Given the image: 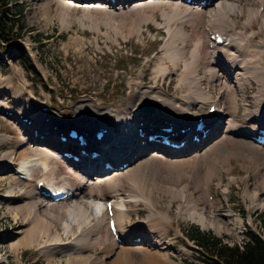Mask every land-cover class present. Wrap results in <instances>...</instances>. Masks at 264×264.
Wrapping results in <instances>:
<instances>
[{
  "label": "rangeland",
  "instance_id": "1",
  "mask_svg": "<svg viewBox=\"0 0 264 264\" xmlns=\"http://www.w3.org/2000/svg\"><path fill=\"white\" fill-rule=\"evenodd\" d=\"M43 1L46 0H10L13 15L9 18L14 22V32L18 34V37L12 43L0 44V103L2 104L0 106V137H8L7 142L0 141V264H65L64 261L69 253L107 262L108 258L102 248V246L106 247L104 230L101 232V238L104 239L98 245L95 244L96 232L90 233L86 241L88 248L84 250H73L68 247L48 255L43 248L25 247V230L31 226V223H25V198L28 192L34 190L38 180L44 178L45 172L40 167H32L29 172L30 178L23 180L15 173L21 172L15 164L22 160L21 152L24 150L31 148L36 152L44 151V146L36 142L30 145L23 142L24 137L28 138V133L25 131L26 124H21L17 116L23 105L19 96H23L22 99H26L33 110H38L40 105H44L51 107L50 112L53 114L56 115L63 110L61 112L66 116L70 115L71 109L81 102H93L99 109H115L122 112L132 107V103L137 98V92L141 88L146 89L150 86L162 87L165 93L179 96L180 88L176 84L177 80L173 73L165 75L164 78L153 76L155 63L159 57L164 56L163 46L166 39L164 21L160 12L145 8L144 13L153 14L159 26L152 22L141 24L138 34L129 35L134 25L125 18L122 19L123 14L116 13L117 11L99 12L93 8L90 9L89 2L70 0L71 10L64 15L60 10H55L56 5L50 2V10L46 18L39 13L41 11H37L39 6L34 8L38 2ZM233 3L243 9V13L236 11L237 13L231 15L234 31L250 37L254 34L251 42L264 46L263 20L258 17L250 25L245 24L247 9H256L258 5L254 3V0H235ZM127 10L126 8L122 11ZM185 31L190 35V40L187 41V53L189 54L195 42L200 40L202 42L201 67L211 68L210 55L207 52L206 40L200 33V26L186 25ZM25 52L29 56L32 70L22 55ZM166 65L172 70L169 63ZM224 68L227 69V66ZM201 76L205 90L214 96L215 83L210 82L207 73H202ZM234 76L231 73V77ZM236 78L244 82L242 76L239 75ZM231 85L234 86L233 83ZM263 88L264 84H258L251 79L242 93L236 87L233 90L237 96L238 111L231 118L234 121L231 127L221 130L225 145L230 151L233 149L228 141L230 137L237 138L239 135L241 138L243 130L247 128L249 135L256 136V128L261 124V119L255 116L253 102L256 95L259 99H264ZM152 103L155 106L154 118H158L162 105L160 102ZM5 111L14 112V116H7L4 114ZM247 112L253 117L245 118L244 114ZM109 113L111 116L112 111L107 112ZM100 119L102 120L103 117ZM86 120L84 119V122ZM49 122L52 124V119ZM76 123L77 120L73 118L68 124L71 126ZM34 135L37 136V133ZM56 137L59 138V136ZM142 143V140L137 139L134 149L140 150ZM149 150L152 151L155 148ZM7 160H12L14 166L4 163ZM105 163L107 162L103 161L100 165L104 166ZM229 163V166L221 164L222 179L218 175L211 178L210 196L207 197L209 201L213 200L216 203L213 215L217 218V223L221 225L220 234L213 228H203L188 214L179 212L178 206L184 208L185 202L172 199L165 190L166 185L171 184V180L161 178L160 181L157 179L154 182L153 179H149L147 182L153 204L150 206L140 201L132 205L137 215L133 213L124 227L132 234L133 227L145 224L152 214L156 217L164 214L167 218L160 219L159 222H153L151 218V226L154 228L150 229L148 223L147 227L142 226L138 233H133V241L142 236L156 239L158 245L153 248L156 250L163 248V254L172 264H205L199 245L191 237V227H198L202 233L210 234L228 246L243 245L249 241L250 234L264 240V206H261L264 204V187L255 185L254 163L249 160L244 163V160L235 157H232ZM49 168L54 172L53 180L55 179L56 184L64 180L75 192L80 193L87 181L86 176L79 169L59 159L51 158ZM261 171H264V168H261ZM191 172L192 169H187V175ZM161 173L165 176L166 168L162 169ZM95 177H91L90 180L93 187L98 180ZM181 182L182 185L187 186L190 184V178L183 177ZM123 187L128 189L127 184ZM189 188L197 194V190H194L192 186ZM127 193L131 194L130 188ZM253 193L257 196L252 197ZM74 200H78L77 195ZM56 206L58 209H64L66 205ZM198 208H201V202ZM42 220L53 227L50 229L51 234L56 230L62 240H65L56 219L43 218ZM92 223H95L94 219ZM66 239L68 240L64 242L69 245L71 237ZM43 241L45 246L52 245L47 241L46 236L39 240L40 243ZM92 244L93 246L89 247ZM131 245L136 244L131 243ZM143 246L150 248L148 243H144ZM143 259L141 264H147L148 261Z\"/></svg>",
  "mask_w": 264,
  "mask_h": 264
},
{
  "label": "bare ground",
  "instance_id": "2",
  "mask_svg": "<svg viewBox=\"0 0 264 264\" xmlns=\"http://www.w3.org/2000/svg\"><path fill=\"white\" fill-rule=\"evenodd\" d=\"M201 1L206 3L203 5ZM50 2H53L56 5L55 10H60L63 15L70 12L72 7L70 0H46L38 2L34 8L39 6L37 11H41L39 13L48 18ZM75 2H89L90 9L93 8L95 11L109 13L107 10H114V12L117 11L116 13L123 14L122 19L125 18L126 21L131 22V25H134L130 29L129 35L138 34L141 24L152 22L159 26L153 14L144 13L145 8L160 12L164 21L163 28L166 31V39L163 46L164 56L159 57L155 63L153 76L154 78H164L165 75L173 73L177 80L176 84L180 88V95H170L165 93L162 87L150 86L146 89L141 88L137 92V98L132 103V107L122 112L115 109H99L93 102L78 103L76 107L71 109L68 116L63 115L61 112L63 110H60L56 115L67 123H71L73 118L77 120L76 125L73 124L70 128H78L87 134L88 145L86 149H96L100 153L98 159L81 157L77 167L86 176L87 181L80 193L70 189L64 180L56 184L55 179L53 180L54 172L49 168V160L55 158L52 148L80 149L77 142L68 140V142L63 143L57 140L56 136L59 132L52 129L50 122H45L51 119L53 121L56 116L55 113H41L39 110L41 105L38 110H33L29 102L26 99V101L23 100V96H19L23 105H21L18 115L22 114L24 115L23 118L28 117L30 120L29 126L24 125L28 138L24 137L23 142L26 145L35 142L41 143L44 146V151L37 150L38 152H36V150L28 148L21 152L22 160L15 165L21 170L20 173L24 172L28 178H30L29 172L32 167L42 168L45 175L39 181L54 189H66L71 194L70 199L54 202L44 197L41 194L42 190H39L37 185L34 190L27 193L24 206L25 223H31V226L25 230V247L43 248L48 255H53L55 251H61V248L66 249L68 247L69 249L73 248V250H84L88 248L87 236L95 231L96 234L94 235L97 236L95 244L98 245L105 238L106 247L102 246V248H104L103 253H105L108 261L93 260L92 257L87 258V256L80 254L69 253L64 261L65 264H88L89 262L91 264L94 262L96 264H141L142 258L148 261L147 264H163L161 259L166 258L163 251L151 247L158 245L156 239H151L150 236H142L140 242L143 243L140 246L137 242H133L131 233L124 227L133 213L137 215V211L134 212L132 205L138 204L140 201L143 204H153L150 196L151 190L147 187L149 179H153L155 182L157 179L160 181L161 178L162 180L169 178L171 184L165 187L167 194L172 199L185 202L184 208L178 206L179 212L188 214L190 218L197 221L205 229L213 228L218 234L222 230L221 225L217 223V218L213 215L216 203L213 200L209 201L207 197L210 195L208 193L210 192L211 178L218 175L222 179L221 164L229 166V160L232 157L241 158L244 163L249 160L254 163L256 187H264V171H261V168H264V145L253 141L247 128V130H243L241 138L239 135L237 138L235 136L230 137L228 141L233 146L232 151H230L225 145L221 132L223 128L231 127L234 122L231 118L238 111L237 96L233 91L235 87L242 93L251 79L258 84H264V46L255 45L251 42L254 34L250 37L234 31L231 15L236 11L243 13V9L233 3L235 0L231 2L228 0H192L191 3H187L185 0H118L115 3L106 0H76ZM254 3L258 7L247 9L248 13L245 17V24L247 25H250L258 17L264 22V0H254ZM120 8H127L128 10L122 11L123 9ZM261 8L262 12H260ZM195 24L200 26V33L206 40L207 52L210 55L211 68L209 69L201 67L200 49L202 42L200 40L195 42L194 48L189 54L186 51L190 35L185 31V26H194ZM209 33L210 35L222 34L225 42L221 46L210 47ZM166 63L172 66V70ZM224 66H227V69ZM201 71L203 74L209 75L211 83H215L216 94L214 96L205 90ZM231 73L235 76L231 77ZM239 75L244 78L243 83L236 78ZM233 79L234 81H232ZM232 83L234 86L231 85ZM256 96L253 102L254 113L262 120L264 117V99H259ZM143 101L161 103L162 111L157 115L158 118L146 115L149 117L148 120L144 116L145 114L138 111V104ZM212 105L216 107L213 117L208 113ZM109 111H112L111 116L110 113L107 114ZM200 116H203V121L206 124L205 129H208L209 132L206 138L195 143L191 136L198 133L194 127L197 118ZM244 116L245 118L253 117L248 112ZM100 117L103 119L101 120ZM84 119H87L86 122ZM159 121L161 123L167 121L173 123L174 126L188 128L189 130L184 134L178 133L174 129L173 132L177 133L172 137V139L180 141L186 140L187 146L184 149H172L158 143H146L144 146L145 139H141L137 134L140 122H143L142 129L147 133L150 125H156ZM99 128H106L108 134L104 136L102 141L96 142L93 141L90 133ZM34 132L37 133V136L34 135ZM163 135L170 136V133ZM7 139V136L0 137L1 142H7ZM137 139L143 140L141 149L138 151L134 149ZM152 146L155 147V150L150 151ZM29 153L32 155L28 156ZM103 161L112 162L117 169L114 171L104 169L100 165ZM4 163L14 166L12 160H7ZM243 167L245 166L243 165ZM164 168L167 171L165 176L161 173ZM187 169H192L191 174L187 175ZM95 176L98 180L93 187L90 180L91 177ZM187 176L190 178V184L182 185V178ZM125 184H127L128 189L123 187ZM190 186L197 190V194L189 188ZM129 188L131 194L127 193ZM75 195H77V201L74 200ZM256 196V193H253L252 197ZM104 199L107 201L103 202ZM108 201L113 204L111 210L116 223V235L121 240L119 242L108 229V215L105 207ZM200 202L201 208H198ZM58 204H65L66 206L64 209H58L56 206ZM153 215L148 217L149 220L145 224L133 227V233H138L144 225L147 227V223L150 225V229L154 228L151 226L152 219L153 222H159L160 219L167 218L164 214H160L159 217ZM22 217L24 218V216ZM43 218L56 219V222H59L61 235L65 237L64 241L68 240L67 237H71L70 244L67 245L56 230L51 234L50 229L53 227L49 223L45 224ZM93 219L95 220L94 224L92 223ZM103 230L105 237L102 239L101 232ZM45 236L52 245L45 246L44 241L39 242ZM147 240L152 242L149 245L150 248L143 246ZM131 243L136 245H131ZM92 246L93 244L89 245V247ZM155 255L160 257L157 258ZM167 264L172 263L168 261Z\"/></svg>",
  "mask_w": 264,
  "mask_h": 264
},
{
  "label": "trees",
  "instance_id": "3",
  "mask_svg": "<svg viewBox=\"0 0 264 264\" xmlns=\"http://www.w3.org/2000/svg\"><path fill=\"white\" fill-rule=\"evenodd\" d=\"M12 15L10 0H0V44L12 43L18 37L9 18ZM22 55L32 70L28 54ZM190 233L200 247L205 264H264V240L257 235L250 234L249 241L239 247L222 244L220 239L202 233L198 227H191Z\"/></svg>",
  "mask_w": 264,
  "mask_h": 264
},
{
  "label": "water",
  "instance_id": "4",
  "mask_svg": "<svg viewBox=\"0 0 264 264\" xmlns=\"http://www.w3.org/2000/svg\"><path fill=\"white\" fill-rule=\"evenodd\" d=\"M138 107H139V111L146 112L148 114L153 113L154 110V105L151 102H147V101L142 102ZM55 125L64 130L68 128V125L62 119L59 118L56 119Z\"/></svg>",
  "mask_w": 264,
  "mask_h": 264
}]
</instances>
